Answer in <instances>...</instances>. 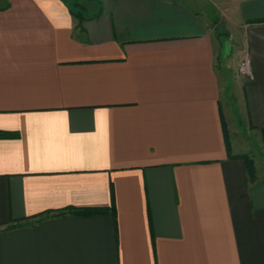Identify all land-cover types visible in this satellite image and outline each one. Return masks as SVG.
<instances>
[{"label":"crops","instance_id":"obj_1","mask_svg":"<svg viewBox=\"0 0 264 264\" xmlns=\"http://www.w3.org/2000/svg\"><path fill=\"white\" fill-rule=\"evenodd\" d=\"M0 132V264H264V0H0Z\"/></svg>","mask_w":264,"mask_h":264},{"label":"rangeland","instance_id":"obj_2","mask_svg":"<svg viewBox=\"0 0 264 264\" xmlns=\"http://www.w3.org/2000/svg\"><path fill=\"white\" fill-rule=\"evenodd\" d=\"M245 54V51H242L243 56ZM239 75V74H238ZM240 76V75H239ZM238 143L241 145L242 141L239 138H235ZM244 137V144L240 147L242 149H247L245 152H242L243 157H245L247 164L249 168L252 170V172L256 173L257 176L264 180V149H262V146L260 145H252L251 141L253 142V138H250L249 144L247 143L248 140ZM248 144V145H247ZM254 144V143H253Z\"/></svg>","mask_w":264,"mask_h":264},{"label":"built area","instance_id":"obj_3","mask_svg":"<svg viewBox=\"0 0 264 264\" xmlns=\"http://www.w3.org/2000/svg\"><path fill=\"white\" fill-rule=\"evenodd\" d=\"M237 72L240 76L251 79L252 78V70H251V64L250 59L247 53H245L242 58L240 59L238 65H237Z\"/></svg>","mask_w":264,"mask_h":264},{"label":"trees","instance_id":"obj_4","mask_svg":"<svg viewBox=\"0 0 264 264\" xmlns=\"http://www.w3.org/2000/svg\"><path fill=\"white\" fill-rule=\"evenodd\" d=\"M73 14L80 20L82 18V13L80 11L77 12H73ZM5 133L0 132V135H4ZM245 158V157H244ZM246 161V159H245ZM250 173H251V178L254 176V172H252V170L250 169ZM107 209L106 208H81L76 210L75 212L78 214H84V215H88V214H93V213H104L106 212Z\"/></svg>","mask_w":264,"mask_h":264}]
</instances>
